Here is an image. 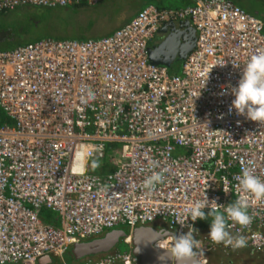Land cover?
I'll list each match as a JSON object with an SVG mask.
<instances>
[{
	"label": "built area",
	"instance_id": "built-area-1",
	"mask_svg": "<svg viewBox=\"0 0 264 264\" xmlns=\"http://www.w3.org/2000/svg\"><path fill=\"white\" fill-rule=\"evenodd\" d=\"M100 1L0 0V11ZM181 21L197 37L172 72L149 47ZM0 108L14 121L0 123V264L49 253L47 264H141L131 232L156 221L155 246L208 263L222 244L197 238L198 223L213 211L236 235L226 250L264 251V20L233 1L148 3L104 37L1 49ZM107 154L113 169L94 172ZM119 225L130 250L64 257Z\"/></svg>",
	"mask_w": 264,
	"mask_h": 264
},
{
	"label": "rangeland",
	"instance_id": "rangeland-1",
	"mask_svg": "<svg viewBox=\"0 0 264 264\" xmlns=\"http://www.w3.org/2000/svg\"><path fill=\"white\" fill-rule=\"evenodd\" d=\"M235 4L246 9L253 15L264 20V0H231ZM146 3H154L159 7H182L193 4V0H102L97 4H84L77 8L72 7H41L29 6L20 7L15 11L0 12V49L13 48L21 44L36 41L46 37L96 39L113 33L117 28L125 25L136 11ZM43 12V14L41 13ZM159 39L158 35L156 40ZM184 59H176L170 66L172 72H179ZM0 119L2 123L14 124L6 112L0 108ZM119 144H111L108 152L117 151ZM104 157L93 158L92 169L95 171L100 166L107 164ZM53 217H59L57 212H51ZM44 216L48 214L43 210ZM162 227L160 221L154 223ZM126 229L128 226L119 225L114 229ZM109 230H106L108 232ZM103 234V235H104ZM115 249L121 251L130 250L131 247L122 239ZM114 250V249H113ZM69 253L64 254L68 260ZM49 262L57 261V257L49 253ZM15 264V263H10Z\"/></svg>",
	"mask_w": 264,
	"mask_h": 264
},
{
	"label": "water",
	"instance_id": "water-1",
	"mask_svg": "<svg viewBox=\"0 0 264 264\" xmlns=\"http://www.w3.org/2000/svg\"><path fill=\"white\" fill-rule=\"evenodd\" d=\"M160 31L166 33L162 40L149 47V57L154 63L171 66L176 59H185L195 46L196 29L189 21L165 24ZM186 32L190 34L188 40ZM129 234L123 228L110 230L101 237L76 243L71 249V254L75 260H81L87 256L111 251ZM165 235V232L151 225L132 230V251L140 258L141 264H208L200 262L197 257L176 254L155 246V242ZM47 263L48 257L40 260V264Z\"/></svg>",
	"mask_w": 264,
	"mask_h": 264
},
{
	"label": "crops",
	"instance_id": "crops-1",
	"mask_svg": "<svg viewBox=\"0 0 264 264\" xmlns=\"http://www.w3.org/2000/svg\"><path fill=\"white\" fill-rule=\"evenodd\" d=\"M194 1L195 0H193V2ZM147 4L148 3H146L145 5ZM17 9L10 10V11L12 12ZM138 11H136L130 19L126 20L125 24L129 22L137 14ZM0 12L3 13L6 11H0ZM162 34L165 35L166 33H163L162 31ZM162 37L164 36L158 35L159 39L156 40V37H155V40L153 43L155 42L157 43V41L160 42ZM180 71H181V68H180ZM221 216L222 215L220 212L213 211V212L208 213L207 216L202 218L198 223V237L197 238H204V237L215 238L222 244V246L218 245L215 248L208 250L206 252L208 264H264V251L254 252L248 246H245L243 248H235L233 250H226L224 248V244L228 243L229 241L234 240L236 235L235 233L226 229L224 222L221 221Z\"/></svg>",
	"mask_w": 264,
	"mask_h": 264
},
{
	"label": "trees",
	"instance_id": "trees-1",
	"mask_svg": "<svg viewBox=\"0 0 264 264\" xmlns=\"http://www.w3.org/2000/svg\"><path fill=\"white\" fill-rule=\"evenodd\" d=\"M84 4H87V3H82V4H78V5H74V6H70L72 8H77V7H80ZM46 9V8H45ZM246 10V9H245ZM8 12V11H6ZM4 13V12H3ZM43 14V12H41ZM44 15V14H43ZM52 37V36H51ZM53 38H58L60 39V37H53ZM73 38H76V39H84V38H79V37H73ZM32 42V41H31ZM26 44V43H25ZM19 46V45H18ZM14 48V47H13ZM5 49H10V48H5ZM1 50V49H0ZM3 121H1L0 119V123L2 124ZM109 153V152H108ZM111 154V153H110ZM110 154H107L104 158L106 159L105 162H107V164H104L103 166H100L99 169H96L94 172H97V173H106L108 172L109 170L113 169V167L110 166L109 164V160H110ZM96 167V166H95ZM48 212L47 215L44 216L43 214V211H42V217L45 219V220H52L53 222H57V217H53L52 213L50 210H47V209H44ZM129 229V228H128ZM128 233H130V230L128 231ZM69 259L68 261L70 262H73V261H76L75 258L73 257V255L71 254V252H69Z\"/></svg>",
	"mask_w": 264,
	"mask_h": 264
},
{
	"label": "flooded vegetation",
	"instance_id": "flooded-vegetation-1",
	"mask_svg": "<svg viewBox=\"0 0 264 264\" xmlns=\"http://www.w3.org/2000/svg\"><path fill=\"white\" fill-rule=\"evenodd\" d=\"M161 30V29H160ZM186 34V39L188 40L189 39V36H190V34H189V32H186L185 33ZM157 35H161V36H163V34H162V31H159L158 33H157ZM163 38V37H162ZM162 40V39H161ZM160 40V41H161ZM157 42H159V41H157ZM156 43V42H155ZM152 44H154V43H152ZM151 226H156L155 224H150ZM157 227V226H156ZM162 227H164V226H162ZM113 249H115V248H113Z\"/></svg>",
	"mask_w": 264,
	"mask_h": 264
},
{
	"label": "clouds",
	"instance_id": "clouds-1",
	"mask_svg": "<svg viewBox=\"0 0 264 264\" xmlns=\"http://www.w3.org/2000/svg\"><path fill=\"white\" fill-rule=\"evenodd\" d=\"M70 7V6H69Z\"/></svg>",
	"mask_w": 264,
	"mask_h": 264
}]
</instances>
